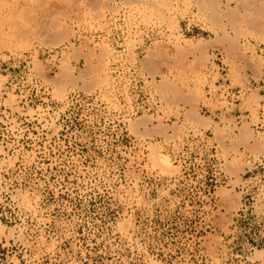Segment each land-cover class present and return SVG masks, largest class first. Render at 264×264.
<instances>
[{
    "label": "rangeland",
    "instance_id": "rangeland-1",
    "mask_svg": "<svg viewBox=\"0 0 264 264\" xmlns=\"http://www.w3.org/2000/svg\"><path fill=\"white\" fill-rule=\"evenodd\" d=\"M0 264H264V0H0Z\"/></svg>",
    "mask_w": 264,
    "mask_h": 264
},
{
    "label": "crops",
    "instance_id": "crops-1",
    "mask_svg": "<svg viewBox=\"0 0 264 264\" xmlns=\"http://www.w3.org/2000/svg\"><path fill=\"white\" fill-rule=\"evenodd\" d=\"M232 35H230V38L232 39ZM221 51H225L224 50V48H221L220 49ZM221 103H223V101L221 102ZM214 105H216V108L214 109V110H211L210 111V115L208 116L209 118H212V117H214V119H217V118H219V117H223V115H224V112H223V110H221V109H219L220 108V105H219V103L218 102H215V103H213ZM219 105V106H218ZM231 105H233V104H231ZM228 117H232V115H229Z\"/></svg>",
    "mask_w": 264,
    "mask_h": 264
},
{
    "label": "bare ground",
    "instance_id": "bare-ground-1",
    "mask_svg": "<svg viewBox=\"0 0 264 264\" xmlns=\"http://www.w3.org/2000/svg\"><path fill=\"white\" fill-rule=\"evenodd\" d=\"M36 1V0H35ZM66 1V0H65ZM33 3V2H32ZM45 4V3H44ZM49 4V3H48ZM32 5V4H31ZM37 5V4H36ZM35 6V5H34ZM33 6V7H34ZM27 7V6H26ZM22 9V8H21ZM14 10V9H13ZM27 10V9H26ZM30 10V9H29ZM34 12V11H33ZM46 12V11H45ZM43 13V12H42ZM48 13V12H47ZM22 14V13H21ZM34 14V13H33ZM23 15V14H22ZM51 16V15H50ZM23 17V16H22ZM26 21V20H25ZM30 22V21H29ZM41 22V21H40ZM25 23H27V22H25ZM15 24V23H14ZM42 24V23H41ZM26 26V25H25ZM29 26H30V24H29ZM17 27H18V25H17ZM27 27V26H26ZM39 27H41V25L39 26ZM19 28V27H18ZM35 28V27H34ZM15 29V28H14ZM21 30V29H20ZM35 31V30H34ZM17 33H19V31L17 32ZM22 33V32H21ZM20 34V33H19ZM28 34V33H27ZM37 35V34H36ZM35 35V36H36ZM65 36H66V34H64ZM62 36V35H61ZM57 37V36H56ZM60 37H58V39H59ZM26 39H28V38H26ZM55 39V38H54ZM61 39V38H60ZM34 40V39H33ZM56 40H54V42H55ZM58 41V40H57ZM56 41V42H57ZM29 43H30V41H29ZM32 43V42H31ZM58 43V42H57ZM26 44H27V42H26ZM226 198H228V197H226Z\"/></svg>",
    "mask_w": 264,
    "mask_h": 264
}]
</instances>
